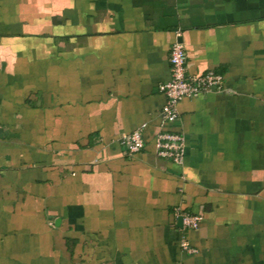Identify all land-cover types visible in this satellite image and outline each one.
Segmentation results:
<instances>
[{"label":"crops","instance_id":"0c3cea01","mask_svg":"<svg viewBox=\"0 0 264 264\" xmlns=\"http://www.w3.org/2000/svg\"><path fill=\"white\" fill-rule=\"evenodd\" d=\"M175 41L224 77L166 126L182 165ZM0 264H264V0H0Z\"/></svg>","mask_w":264,"mask_h":264},{"label":"built area","instance_id":"2783aa9c","mask_svg":"<svg viewBox=\"0 0 264 264\" xmlns=\"http://www.w3.org/2000/svg\"><path fill=\"white\" fill-rule=\"evenodd\" d=\"M171 78L159 85V90L166 96V102L160 111L161 131L155 136L157 154L170 158L178 165L183 164L184 136L175 131L168 130L167 125L179 119L178 104L185 98H194L212 90H221L224 87V77L212 70L201 74H190L187 69V55L184 45L175 41L170 49ZM121 143L130 154H136L145 148L146 141L143 129L125 134ZM184 227L197 229L201 215L181 213ZM182 247L188 252L196 251L187 241Z\"/></svg>","mask_w":264,"mask_h":264},{"label":"water","instance_id":"95a60500","mask_svg":"<svg viewBox=\"0 0 264 264\" xmlns=\"http://www.w3.org/2000/svg\"><path fill=\"white\" fill-rule=\"evenodd\" d=\"M179 224L182 225V217L179 218Z\"/></svg>","mask_w":264,"mask_h":264}]
</instances>
